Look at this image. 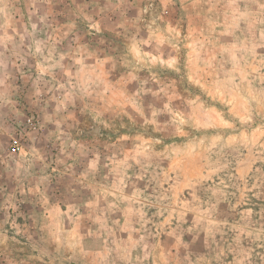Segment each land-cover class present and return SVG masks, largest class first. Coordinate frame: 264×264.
Listing matches in <instances>:
<instances>
[{
  "label": "rangeland",
  "instance_id": "374dc122",
  "mask_svg": "<svg viewBox=\"0 0 264 264\" xmlns=\"http://www.w3.org/2000/svg\"><path fill=\"white\" fill-rule=\"evenodd\" d=\"M0 264H264V0H0Z\"/></svg>",
  "mask_w": 264,
  "mask_h": 264
},
{
  "label": "built area",
  "instance_id": "2783aa9c",
  "mask_svg": "<svg viewBox=\"0 0 264 264\" xmlns=\"http://www.w3.org/2000/svg\"><path fill=\"white\" fill-rule=\"evenodd\" d=\"M38 121L35 119V117L30 116L26 118V125L32 129H35L37 126ZM23 142L21 138H14L13 141L10 144V148L12 152H20L23 148Z\"/></svg>",
  "mask_w": 264,
  "mask_h": 264
}]
</instances>
